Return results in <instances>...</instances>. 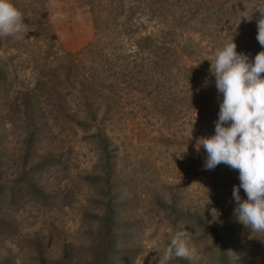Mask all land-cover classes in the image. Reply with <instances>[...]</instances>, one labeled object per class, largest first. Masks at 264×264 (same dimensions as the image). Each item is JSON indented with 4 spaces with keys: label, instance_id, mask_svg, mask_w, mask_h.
I'll use <instances>...</instances> for the list:
<instances>
[{
    "label": "rangeland",
    "instance_id": "1",
    "mask_svg": "<svg viewBox=\"0 0 264 264\" xmlns=\"http://www.w3.org/2000/svg\"><path fill=\"white\" fill-rule=\"evenodd\" d=\"M12 3L25 28L0 37V264H159L181 231L192 257L168 264H264V233L234 215L239 171L206 170L198 143L222 100L215 53L264 51V0H215L191 31L182 0ZM164 30L182 58L144 52Z\"/></svg>",
    "mask_w": 264,
    "mask_h": 264
},
{
    "label": "clouds",
    "instance_id": "2",
    "mask_svg": "<svg viewBox=\"0 0 264 264\" xmlns=\"http://www.w3.org/2000/svg\"><path fill=\"white\" fill-rule=\"evenodd\" d=\"M256 39L264 46V18L257 23ZM25 25L21 12L12 0H0V37L18 38ZM236 44H225L215 53L211 72L215 77L219 103L215 134L199 140L206 151V170L223 163L239 171V185L233 186L236 207L234 215L239 223L255 233H264V51L249 60L236 51ZM243 189L246 199L240 195ZM214 220L220 213L211 209ZM175 256L190 259L192 252L181 231L171 239L159 264H168Z\"/></svg>",
    "mask_w": 264,
    "mask_h": 264
},
{
    "label": "trees",
    "instance_id": "3",
    "mask_svg": "<svg viewBox=\"0 0 264 264\" xmlns=\"http://www.w3.org/2000/svg\"><path fill=\"white\" fill-rule=\"evenodd\" d=\"M173 1L174 0H160L161 3H165V2H167V3L168 2H171L172 3ZM177 1L178 0H176V2ZM183 1L185 3H187V2L188 3H191L190 5L192 7L189 8V10H190V11H188L189 16L187 18L183 19V20L181 19L179 22H181V23L184 22V24L183 23L182 24L184 25L185 28H191L190 31L193 30V27L199 26V25H197L198 24L197 23V20H201V15L204 16L205 13H209V11H211L209 6L210 5H214V2H215V0H209V1L208 0H182V2ZM176 2L172 3V6L174 8H177L178 7V3H176ZM180 8H184V10H186L185 9L186 8L185 5L180 6ZM40 12L43 13V14L45 13L44 10L43 11L40 10ZM42 16L43 15H41V17ZM162 16H164V15H158V16H156L154 18H160V19L162 18V20H163L164 18ZM190 16H191V18L188 20V18ZM45 17H46V15H45ZM183 25H181V26H183ZM201 27H202V25H201ZM205 29H206V27H205ZM165 31L166 30L161 31L162 34L159 37H156V38H153V39L150 38V37L142 38V40L144 39L143 40L144 41L143 43L147 45V46H145V48H143L144 52L146 50H150L151 51V48L152 47H156L157 49H160V52L163 55H166L167 56V55H169L171 53H172V55L181 53V58H182L184 56V54H186L185 52H186L187 49L186 48H183V50H182L179 45H176V42H177L176 40L175 41H169L168 43H165V42L162 43V41H159V39L160 40H164V38L166 36ZM200 32H202V31H200ZM173 43H175V45ZM160 46H163V47H160ZM164 60H167V57L164 58ZM72 63H74V61H72ZM193 65H194L193 68L187 67V66L186 67L183 66V67L184 68H190L191 70H194V69L195 70H198L199 69V67H198L199 62L198 61H194ZM3 75H5V72L4 71L0 73V76H3ZM88 83H89V86L90 85H94L96 87V82L94 83V82H91L90 80L82 81V83H79V84H80V86H84L85 87V84H88ZM93 88L94 87H92L91 90H93ZM201 91H202V89H201ZM82 92H83V90H82ZM204 93H203V96H206V98H207L208 95L206 93L204 95ZM84 99H86V98H84ZM201 100H202V98L200 99V101ZM203 101L204 102H207L205 99ZM97 113H98V111H96L94 114H92L93 115V118L90 119V120H92L94 122L97 121L98 120V117H96V116H98ZM86 118L88 119V117H86ZM102 134L105 136V139L108 140L107 133L104 130L102 131Z\"/></svg>",
    "mask_w": 264,
    "mask_h": 264
}]
</instances>
